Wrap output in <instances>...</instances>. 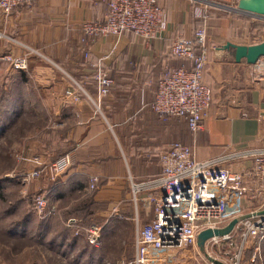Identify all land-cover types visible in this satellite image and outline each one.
<instances>
[{
  "label": "rangeland",
  "instance_id": "rangeland-1",
  "mask_svg": "<svg viewBox=\"0 0 264 264\" xmlns=\"http://www.w3.org/2000/svg\"><path fill=\"white\" fill-rule=\"evenodd\" d=\"M210 1L215 2V0ZM100 3L105 6L101 1ZM201 5L200 1H196L192 5V16L194 9L201 8ZM235 5L220 3L217 7L202 6L203 10L204 7H207L208 14L206 66L212 53V45L214 46L213 50L219 53L217 52L219 47L216 48V44L223 46L224 43L230 42L253 45L264 40V21L243 17L232 12ZM164 13L167 17L165 11ZM197 28L196 26L194 30ZM0 34L2 35V33ZM178 37L193 39L182 35H178L174 39ZM4 40V37L0 36V56L10 54L20 56L27 53L28 48L35 50L51 61H47L49 63L46 66L54 71L56 80L49 87L46 84L43 85V81H38L39 85L34 83L33 77L29 75V63L33 56L28 59V69L25 73L17 77L8 62H0V99L3 104L0 120H6L4 122L6 130L0 134V186L2 189L0 195V264H82L80 261H72V253L75 252L72 250L67 252L62 244L53 241V237L57 234L61 237L73 236L74 232H80L79 236H81L84 234L83 229L104 225L109 216L110 229L114 232H106L101 241L107 254L116 256L117 251L113 247L115 236L119 238L122 249L129 246L131 238L132 227L128 220L124 221L122 214L126 216V213H134L133 205H131V201H128V198H131L128 181H126L128 172L122 164L124 163L122 156L118 154L117 161L115 158H108V166L102 165L97 168L102 169L101 171L91 172L87 175L88 183L93 178L97 179V185L93 190L89 188L84 190L83 188L76 191L70 187L82 180H70L72 176L68 174V170L71 167L72 158H70V151H67L71 149L77 152V161L84 160L85 156L81 155V152H89L87 145H90L88 149H96L98 145L96 142H84L80 137L84 117H99L91 100L99 101L101 111V104L121 103L110 100L114 92L123 89L120 84H117L118 89H115V78L111 75L112 64H109L111 61H105V65L97 69L93 64V71H91L89 66L92 63V54L86 46L92 39L84 36L81 29L80 37L65 47L67 59L71 58L67 61L60 58L53 60L47 56V53L38 51L32 46H24L25 52L4 51L2 48ZM194 50L197 54L200 52L198 48ZM34 57L43 60L38 56ZM121 62L128 65V62L123 59ZM121 62V65L124 64ZM83 68L84 71H82ZM101 73L105 74L113 84L106 94L97 100V76ZM211 107L214 108V104H211ZM161 121L172 124V127L169 126L171 128L169 129L170 144L181 143L178 142L179 137L184 139L190 137L183 122L175 119ZM99 146L103 150L107 149L109 154L113 152L112 144L107 140ZM124 153L126 155V151ZM67 156L70 159V165L58 168L57 162ZM83 162L90 168L85 160ZM76 172L84 173L85 170L78 169ZM123 177L124 187L119 190V199L114 201L112 198L114 192L118 191L119 181L109 183V179ZM103 185H106V188L102 187ZM99 192L100 196L105 199L95 203L93 202L94 197ZM89 198L93 202L92 207L87 204ZM115 208L116 210H114ZM120 208L123 209L120 210ZM246 209L250 210L252 207L245 206L242 212ZM115 211L120 218L111 215ZM236 213H240V211L236 212L233 208H229L225 217L226 224L229 221L227 219L232 218ZM70 219L75 221L74 226L68 223ZM115 221H118V224ZM231 243H234L235 246H228V243H222L224 245L220 247L206 245L204 252H201L198 247L196 250L188 248L189 251L186 252V255L190 256V259L187 258L185 263L193 264L197 255L200 256V259L208 261L205 258V254H207L222 264L224 259L236 254L237 245H244L236 234L233 235ZM66 244L68 245V243ZM261 249H263V253L260 260H257H259L258 263L264 264V245ZM108 260L102 258L99 264H110ZM88 263L90 264V261Z\"/></svg>",
  "mask_w": 264,
  "mask_h": 264
},
{
  "label": "crops",
  "instance_id": "crops-1",
  "mask_svg": "<svg viewBox=\"0 0 264 264\" xmlns=\"http://www.w3.org/2000/svg\"><path fill=\"white\" fill-rule=\"evenodd\" d=\"M158 1L167 14L168 24L165 33L156 40L141 43L132 34H123L118 38L98 37L89 41L86 46L92 54V63L89 66L91 71H93V64L97 69L102 68L105 61H111L109 64H112L111 75L115 78V89H118L117 84H120L123 89L119 88L120 90L114 92L113 97L110 98L112 102H121L120 104H101L104 119L100 115L93 118L84 117L80 137L84 142L98 144L96 149H88L90 145H87L88 153L81 152V155L85 156V163L90 168L83 164L84 160L79 159V162L76 160L77 152L67 150L70 151V158H72L71 167L68 170V174L72 176L70 180L84 181V190H87L89 186L86 180L87 175L101 171L102 169L97 168L102 165L108 166L110 157L117 161L118 154L122 156L124 169L127 168V178L128 175H134L136 181L140 182L139 180L160 172L158 155L171 143H169V129L172 124L158 120L149 105L154 98L157 79L164 70L168 67H178L183 63L187 64L174 59L169 54V49L174 37L178 35L193 38L196 20L192 16L191 7L198 0ZM219 2L233 4L232 0H215L211 6L217 7L220 5ZM105 11L106 8L100 0H38L31 6L20 5L12 10L8 18L0 20V33L5 39L2 48L4 51L19 53L25 52L24 46H32L38 51L47 53V56L53 60L58 58L64 61L70 60L71 58L67 59L65 54L66 45L72 44L77 37H80L82 24L101 21ZM238 15L246 17L243 14ZM220 46L222 45H215L216 48ZM212 47L214 49L213 45ZM213 49L208 65L204 68L202 81L211 88L212 105L214 104L215 107L207 111L200 130L192 132L190 137L185 139L179 137L178 142L190 146L197 159L240 153L252 148H264V80H256L253 77L252 65L244 61L236 63L226 50L216 53ZM40 58L43 60L36 59L34 56L30 59L29 75L33 77L34 83L43 81V85L46 84L49 87L55 82L56 76L54 71L46 66L51 61ZM121 59L128 62V65L121 62ZM120 62L124 64L121 65ZM62 65L67 67L65 64ZM14 72L16 77L25 73ZM16 82L18 83V80ZM109 125L112 130H109ZM105 140L112 144L111 154L107 149L103 150L99 146ZM232 168L236 170L237 165L235 164ZM78 169L85 172H76ZM116 180L119 181L117 184L119 187L118 191L114 192L112 198L114 201L119 199V190L124 187L125 182L123 177L109 179V183ZM105 186L102 187L106 188ZM97 194L93 201L95 203L104 201L105 198L100 196V192ZM143 197L146 196L143 195ZM128 201L130 202V198ZM242 202L240 198L231 201L230 207L240 213H236L228 219L229 221L237 215L249 214L254 210L252 208L242 212L243 209H238V205ZM148 205L146 202L139 205L137 209L139 223L153 218L152 206ZM122 216L124 221L130 222L132 227L129 246L122 249L119 238L115 236L113 247L117 251L116 256L108 255L103 244L100 247L101 254L106 255H103L104 258L114 261L115 264L131 258L134 254L135 209L134 213H126V216L125 214ZM109 219L110 216L106 219L107 223L105 221L101 226L102 239L106 232H114L109 229L111 226ZM262 245H264V238L256 237L247 240L242 264H260L258 261L263 253ZM196 260L204 261L198 255Z\"/></svg>",
  "mask_w": 264,
  "mask_h": 264
},
{
  "label": "built area",
  "instance_id": "built-area-1",
  "mask_svg": "<svg viewBox=\"0 0 264 264\" xmlns=\"http://www.w3.org/2000/svg\"><path fill=\"white\" fill-rule=\"evenodd\" d=\"M35 1L38 0H0V20L8 18L14 8L31 6ZM100 1L106 8L104 18L81 26L83 35L88 38H118L123 34H132L142 42L149 43L167 30V17L158 0ZM198 1L202 5L194 9L193 16L201 22V26L195 30L193 39L178 37L170 45V54L187 64L164 70L157 81L150 105L157 115L184 119L193 133L201 129L212 104L211 88L202 81V75L207 63L206 8L213 3L210 0ZM237 1L232 0V3L235 5ZM202 6L207 7L203 10ZM195 48L200 49L198 54ZM30 56L46 59L28 48L27 53L20 56H0V62H8L14 71L25 72ZM252 66L253 77L264 80V57ZM97 82L99 100L113 82L102 73L98 74ZM91 101L96 113L104 119L99 101ZM109 130H112L110 125ZM158 160L160 174L157 177L136 182L128 175L130 201L135 209L134 254L118 264H186L190 259L186 252L188 248L196 250L200 232L225 226V217L232 200L240 198L243 201L238 203L239 210L251 206L254 210L249 214L264 210V148L198 160L188 145L172 143L160 152ZM235 164L236 170L232 168ZM56 165L58 168L69 166V157L59 160ZM96 185L97 179L93 178L88 188L93 190ZM143 201L152 206L153 218L139 223L137 209L141 203H145ZM111 215L119 217L117 211ZM68 223L74 226L75 221L70 219ZM101 231V226L83 229L90 246L99 245ZM79 233L74 232L73 236H79ZM234 234L244 245H237L236 254L224 259L222 264H242L246 241L264 238V215L240 222L230 234L213 237L205 246L211 244L220 247L224 245L222 243L235 246L231 243ZM193 264L211 263L196 260Z\"/></svg>",
  "mask_w": 264,
  "mask_h": 264
},
{
  "label": "water",
  "instance_id": "water-1",
  "mask_svg": "<svg viewBox=\"0 0 264 264\" xmlns=\"http://www.w3.org/2000/svg\"><path fill=\"white\" fill-rule=\"evenodd\" d=\"M231 11L237 14H243L248 17L264 20V0H238L235 8ZM224 50L229 53L234 62L240 63L244 61L248 65H254L260 58L264 57V40L253 45H236L227 42L223 46L217 48V52L219 53H222ZM262 215H264V210L252 214L239 215L230 220L224 227L206 229L198 234L196 241L197 247L201 252H204L205 244L211 238L228 235L240 222L254 216ZM205 258L212 264H221L207 254H205Z\"/></svg>",
  "mask_w": 264,
  "mask_h": 264
},
{
  "label": "trees",
  "instance_id": "trees-1",
  "mask_svg": "<svg viewBox=\"0 0 264 264\" xmlns=\"http://www.w3.org/2000/svg\"><path fill=\"white\" fill-rule=\"evenodd\" d=\"M196 20V26L197 27H200L201 26V22L199 21V20H197V19H195ZM171 55V54H170ZM172 56V55H171ZM173 57V56H172ZM174 59H176V60H178V61H180V62H182L183 60H181V59H178V58H175V57H173ZM159 79V78H158ZM158 79H157V81H158ZM156 85H157V82H156ZM156 91V90H155ZM155 94V93H154ZM2 99H3V97H2ZM154 99V98H153ZM153 101V100H152ZM2 102H1V99H0V113L3 111V108H2V106H3V104H1ZM152 103V102H151ZM151 103H150V105H151ZM150 105H149V107H150ZM151 109V108H150ZM154 113V112H153ZM155 114V116L157 117V119L158 120H168V119H175V120H178V121H181V122H183L184 124H185V126H186V129H187V131L191 134L192 132L188 129V127H187V124H186V122H185V120L184 119H182V118H176V117H169V116H160V115H157L156 113H154ZM104 115V114H103ZM6 120H0V134H1V132H3V131H5L6 130V124H4V122H5ZM160 154V153H159ZM158 157H159V155H158ZM158 162H159V160H158ZM160 174V172L158 173V174H156V175H153V176H147V178L146 179H143V180H139L140 182L141 181H146V180H150V179H153V178H155V177H157L158 175ZM132 178L134 179V181H136L137 179H136V177H134V175H132ZM136 182H138V181H136ZM76 187V188H75ZM85 187V183H84V181H80V182H78V183H76L75 184V186L74 185H72L71 187H70V189H74V190H76L77 191V189L78 190H82L83 188ZM1 186H0V195H1ZM1 197V196H0ZM94 202V201H93ZM93 202H92V200H91V198H89L88 199V203L87 204H89V206H91L92 207V205H93ZM112 222H114V221H112ZM115 223L116 224H118V221H115ZM102 226V225H101ZM110 226V225H109ZM111 227V226H110ZM110 227H109V229H110ZM105 228V227H104ZM19 234V233H18ZM61 235V234H60ZM71 236V235H70ZM69 235L68 236H64V237H61V236H59V234H57V235H55L54 237H53V241H55V242H58L59 244H62L63 245V247H64V249L67 251V252H69V251H71L72 250V252H75V253H72L73 255V257H71V259H72V261H80L82 264H89L88 262L90 261V264H92V263H94V264H99L100 263V260L102 259V258H104V256H106V255H104V254H101L102 253V251H101V244H102V242H101V239H102V237H101V239H100V242H99V245L97 246V247H93V246H90L88 243H87V241H86V238H85V235L83 234V235H81V236H71L70 237ZM66 243H68V245L66 244ZM104 255V256H103ZM100 256H102V257H100ZM108 261H110V264H115L114 263V261H112V260H108Z\"/></svg>",
  "mask_w": 264,
  "mask_h": 264
}]
</instances>
